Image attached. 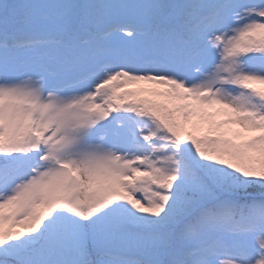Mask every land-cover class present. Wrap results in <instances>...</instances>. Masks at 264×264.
Masks as SVG:
<instances>
[{
	"label": "snow or ice",
	"instance_id": "1",
	"mask_svg": "<svg viewBox=\"0 0 264 264\" xmlns=\"http://www.w3.org/2000/svg\"><path fill=\"white\" fill-rule=\"evenodd\" d=\"M0 264H264V0H0Z\"/></svg>",
	"mask_w": 264,
	"mask_h": 264
}]
</instances>
